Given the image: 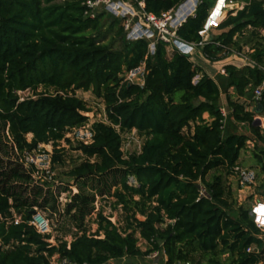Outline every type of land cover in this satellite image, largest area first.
<instances>
[{"label": "trees", "instance_id": "trees-1", "mask_svg": "<svg viewBox=\"0 0 264 264\" xmlns=\"http://www.w3.org/2000/svg\"><path fill=\"white\" fill-rule=\"evenodd\" d=\"M86 1L0 0V125L8 128L18 155L8 163L0 158V242L10 247L0 251V264H50L54 256L68 264L125 258H131L125 264H136L156 252L165 257L158 264L264 262V242L250 210L238 206L223 175L207 180L221 169L235 175L249 140L226 132L219 84L189 56L174 52L170 57L164 43L152 55L148 41H127L121 19L105 12L87 17ZM183 1L145 0L146 11L161 16ZM214 1L203 0L196 17L179 29L182 39L201 41L198 33ZM233 1L243 3V9L214 29L220 33L202 51L209 60L221 61L250 46L256 65L227 66L224 80L238 97H252L264 81V36L259 34L264 0ZM141 64L144 85L123 83L124 72ZM80 90L102 99L107 121L92 125V144H77L75 150L86 160L68 173L73 184L37 180L34 168L22 162L23 153L53 142V169L65 163V149L56 147L68 130L89 122L82 112L91 110L76 96ZM20 91L34 95L21 100ZM228 102L231 117L248 124L263 143L255 157L264 172V133L255 114L230 94ZM134 130L145 142L140 153L126 155L122 135ZM130 177L138 186L129 184ZM73 187L78 193L62 212L59 196L72 194ZM110 198L115 200L111 209L122 208L125 226L115 225L103 208L97 210L100 199ZM36 207L50 212L58 226L67 223L74 230L71 242L65 236L52 245L53 234L43 236L30 226ZM12 211L22 217L18 225L7 223ZM94 215L98 228L91 234L87 221ZM252 244L260 247V255L247 253Z\"/></svg>", "mask_w": 264, "mask_h": 264}, {"label": "built area", "instance_id": "built-area-1", "mask_svg": "<svg viewBox=\"0 0 264 264\" xmlns=\"http://www.w3.org/2000/svg\"><path fill=\"white\" fill-rule=\"evenodd\" d=\"M190 3L189 5H187ZM203 3V0H184L179 6L173 8L167 12L162 13L161 16H156L153 13L146 11L145 0H87L85 2L86 12L85 15L91 19H95L100 13L105 12L108 15L119 18L122 20V26L124 28L125 37L127 41L136 40H146L149 42V50L153 55L156 52V47L158 43H164L166 48L173 50L174 52H180L181 45H190L192 49L199 48L203 49L208 43L211 42L210 35L214 29H216L231 12H235L237 4L233 0H215L211 7L208 9L207 18L203 24L202 29L199 31V36L201 41L198 43L187 42L179 36V29L188 21L189 18H194L197 15L199 6ZM187 5V6H186ZM181 16L178 12L182 7H184ZM181 53V52H180ZM256 64L252 61V67ZM145 76V64H141L139 67L126 71L122 75L123 83L129 84H139L144 85ZM199 76L194 80L195 83L198 82ZM29 92V91H25ZM23 92L20 91L18 94L21 97ZM253 98L257 103H264V81L254 88ZM24 100V98H21ZM225 116L224 109L222 110ZM85 115V112H82ZM86 116V115H85ZM88 117V116H87ZM95 123V122H94ZM89 122L80 128H72L67 131L65 138L60 142V145L56 147L58 150L61 149L62 143H83L89 145L93 143L94 132ZM135 131V130H134ZM29 140V139H28ZM46 145H51L53 151H48L45 149ZM55 150L54 143L40 144L35 150H26L22 156V162L27 169L34 168V177L37 180L55 182L54 169H53V153ZM123 150V148H122ZM80 152V151H78ZM81 161L86 160L82 152ZM235 175L238 176L239 183L241 187L251 186L256 181V173L252 170L241 169L236 167L234 169ZM129 184L138 186L137 181L134 177L129 178ZM73 192H62L59 196V204L62 212H64L65 206L71 201V196L78 193L77 188L73 187ZM66 196L65 201L63 197ZM97 208L99 203H97ZM13 216L7 220L9 224L18 225L22 222V217L17 215L15 211ZM106 215V214H105ZM250 215L252 221L256 227L260 230L258 238L264 242V200H256L250 208ZM107 216V215H106ZM110 216V215H109ZM110 220L117 225L116 217H111ZM29 225L33 226L38 233L41 235L52 234L54 227L51 224L49 217L46 213L39 208H34L31 220H29ZM67 241L71 242L66 238ZM52 245H56L51 240H48ZM10 247H4L0 242V251L8 249ZM70 248V247H69ZM248 254H261V249L257 244H252L247 248ZM158 255L156 252L150 255L152 259L151 264H158ZM67 259H61L59 256H54L50 260V264H68ZM178 264H185L179 262ZM190 264V263H186ZM260 264H264L261 262Z\"/></svg>", "mask_w": 264, "mask_h": 264}, {"label": "rangeland", "instance_id": "rangeland-1", "mask_svg": "<svg viewBox=\"0 0 264 264\" xmlns=\"http://www.w3.org/2000/svg\"><path fill=\"white\" fill-rule=\"evenodd\" d=\"M244 6V4L239 3V7ZM183 9V8H182ZM182 9H180V13L182 12ZM259 34L261 36H264L262 31L259 32ZM222 83V82H221ZM224 85V84H223ZM43 87H41L39 89V91H43ZM51 93H53V91H51ZM34 93L32 92H23L21 94V98H26L29 96H33ZM76 96L83 99L86 103L88 108L91 110L90 113H85L86 116H88L89 118V124L91 125L94 122L97 121H107V115H106V111H105V104L102 101V99L95 97V95L92 93V91H77L76 92ZM244 129V128H243ZM236 132L238 133H243L242 130L238 131L235 129ZM123 137V151L126 155L131 154V153H140L142 150V146L145 142V137L139 135L136 131H132L131 133H125L122 135ZM29 138V142L31 141L32 135L28 136ZM77 146V143H62L61 144V149H65L64 151V159H65V163L61 164L60 166H57L54 170V177H55V185H63V183L65 184H73L72 178L68 175V173L70 172V170L76 166L77 164L81 163V159H82V155L80 152H78L77 150H75ZM46 150L48 151H53V147L51 145H46L45 147ZM246 157H247V161L251 160L250 154L254 155L253 151H250L248 153H245ZM54 155V153H53ZM52 155V156H53ZM254 157V156H253ZM0 158L3 160L4 163H8L10 161H15L16 159H18V155L16 154V151L14 150V146L12 143L11 138L9 137V133H8V128L4 129L2 125H0ZM250 165H252L250 168L254 169L257 172V180L254 184H252L250 186V188H248L245 193L241 194L239 193V188L240 183H239V179L237 175H227V170L221 169L218 172H211L209 174V176L207 177V180H210L212 178V176L216 173H218L219 175H223L225 177V180L227 182V185L229 187H231V189L233 190V198L235 201L238 202V206H244L246 209L251 208L253 202L255 200H264V188H260L263 184H264V172L262 170V164L259 162V160H256L255 157L254 159H252L250 161ZM245 168H248V166H242ZM42 183V182H40ZM33 186V185H32ZM243 195V196H242ZM66 196L63 197V200L65 201ZM115 202V200L113 198L110 199H100L99 200V207L97 208V210H104V214H106L107 216L112 215L113 217H116V221L118 222V225H120V227L125 226V215L124 212L122 210L121 207H118V209L113 210L111 209L112 204ZM46 215L49 217L52 226L56 225L57 227L53 229V238H52V242L54 244H58L60 239H64L65 236L66 238H68V240H70L71 235H73L74 230L72 232V229H69V226L67 225V223L65 225H57V222L55 219H52L51 213L46 211L45 212ZM54 217V216H53ZM56 218V217H54ZM96 219L97 216L94 215L93 217L89 218L87 221V229L89 233H94L96 232L98 226L96 224ZM141 220H143L142 218H140ZM64 229H61V228ZM61 229V230H60ZM59 230V231H57ZM72 232V233H71ZM67 234V235H65ZM140 246L141 248L145 251L147 250V245L145 242L141 241L140 242ZM165 257L162 253H159L158 255V260H164ZM131 261V258H125L123 260L120 261H110L108 264H125ZM152 259H150V257L144 258V259H140V260H136L134 262H136V264H140L142 262H151ZM205 259H201V262L204 263Z\"/></svg>", "mask_w": 264, "mask_h": 264}, {"label": "crops", "instance_id": "crops-1", "mask_svg": "<svg viewBox=\"0 0 264 264\" xmlns=\"http://www.w3.org/2000/svg\"><path fill=\"white\" fill-rule=\"evenodd\" d=\"M189 4L190 3H188L187 5H189ZM236 4H237V8H236L234 15H236V12L243 9V7H244V6L239 7V3H237V2H236ZM186 6L182 7L183 9L181 8L182 9L181 14H179L180 12H178L179 16L182 15L183 10ZM261 31L264 35V30H261ZM219 33H220L219 31H215V30L212 31L210 38L212 39L214 37V35H218ZM167 50H168V55L171 57L172 54H174V51L169 50V49H167ZM180 52L182 54L189 56L190 60L196 66L200 67L203 70L205 75L214 79L219 84V86L221 88V111L224 109L225 118H226V122H225L226 132L230 133V132H234L235 129L237 131L239 129V130H242L243 133L242 134L238 133L239 132L238 131L237 134L245 135L249 138V140L247 141L246 148L241 151V155H240L237 167H240L241 169H247V170L254 171L256 173V180H257V172L254 169L250 168L252 166V165H250V161L252 159H254V157H255L256 146L258 145L260 147H263V143L258 142L255 134L252 133L251 128L248 124L238 123L236 120H234V118L231 117L232 111H231V107L229 106L228 95L230 94L232 96V100L239 102L241 104H246L247 111H250V112L255 114V120L259 119L261 121L260 125H258V124H256V125L261 127L262 133H264V103H257L253 98V93L251 95L252 97H241V98L238 97L235 94L234 88H231L229 90L226 88V81L224 80V77H227V73L225 70L227 66L232 65V66H235V67L240 69V68H243L245 66H251L252 65L251 57H249V54H248V53L252 52L250 50V46H245L241 53H233L221 61L209 60L203 54L202 49H199V48L192 49L190 45H185V46L181 45ZM198 76H199V78H201L203 76V74L201 73ZM204 118L209 119V115L205 114ZM250 151H253L254 155L250 154L249 158L251 160L247 161V157H246L245 153H248ZM255 159L257 160L256 157H255ZM242 166H246V167L248 166V168H245ZM248 188H250V186L240 187L239 193H241V194L245 193V191Z\"/></svg>", "mask_w": 264, "mask_h": 264}, {"label": "water", "instance_id": "water-1", "mask_svg": "<svg viewBox=\"0 0 264 264\" xmlns=\"http://www.w3.org/2000/svg\"><path fill=\"white\" fill-rule=\"evenodd\" d=\"M255 123L258 124V125H260L261 124V121L259 119H256L255 120Z\"/></svg>", "mask_w": 264, "mask_h": 264}]
</instances>
